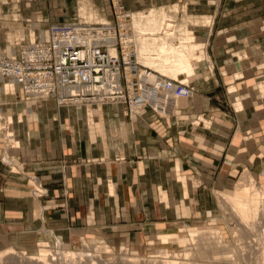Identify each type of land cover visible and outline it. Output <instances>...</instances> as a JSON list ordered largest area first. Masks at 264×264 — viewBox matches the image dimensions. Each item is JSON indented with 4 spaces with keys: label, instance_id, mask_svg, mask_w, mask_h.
I'll use <instances>...</instances> for the list:
<instances>
[{
    "label": "crops",
    "instance_id": "0c3cea01",
    "mask_svg": "<svg viewBox=\"0 0 264 264\" xmlns=\"http://www.w3.org/2000/svg\"><path fill=\"white\" fill-rule=\"evenodd\" d=\"M230 1L229 9L225 2L215 11L211 27L195 31L210 43L213 63L223 76L213 79L209 74L204 82L198 81L192 106L181 110L189 119L203 116L212 122L211 128L192 120L177 124L172 118L161 120L151 110L130 122L119 107L106 106L100 112L106 133L102 127L101 132L91 128L90 134L83 109L59 108L54 100L27 108L28 125L18 120L10 128L18 139V147L11 148L25 146L30 151L24 170L41 178L49 196L40 200L21 196L16 186L9 189L17 195L0 193V243L14 233L26 235L25 226H34L30 230L34 232L59 230L84 226L95 216L100 218H95L98 226H136L137 212L150 214L154 226H181L212 216L213 192L226 189L241 168L264 166L259 157L264 144V95L259 91L264 86V2ZM238 55L245 56L237 60ZM223 84L226 96L220 92ZM231 86L238 93H229ZM224 96L233 105L240 96L244 109L221 110L218 102ZM97 133L102 137H95ZM73 160L84 163L70 166ZM179 173L187 177L186 188ZM1 179L6 178L0 174ZM161 191L168 200L156 202ZM120 216L126 225L117 221Z\"/></svg>",
    "mask_w": 264,
    "mask_h": 264
},
{
    "label": "rangeland",
    "instance_id": "374dc122",
    "mask_svg": "<svg viewBox=\"0 0 264 264\" xmlns=\"http://www.w3.org/2000/svg\"><path fill=\"white\" fill-rule=\"evenodd\" d=\"M119 1L120 8H122L124 12L131 16V19H129L130 35L128 38L131 40L129 43L135 47L136 57L137 49L135 42H133L135 41V32L131 29L133 15L145 16L148 15L152 9H160L165 7H168L167 9H169L170 6L177 4L180 7V11L175 15V25L179 26L180 24H184V22L188 19H195L198 24L194 27L193 33L197 37L200 35V33L195 32L196 30L212 26V17L216 10H221L225 5V2L227 4L226 9H229L231 6V3H229L230 0H171V4H166L168 0ZM261 1L264 2V0H258V2ZM83 7H89V9L97 12L101 18L108 22H111L112 19L116 17L115 9L112 6V0H0V54L10 58L17 56L24 46L31 44L29 39L31 31H36L37 37L35 42H38L42 39L49 40L51 37L50 31L52 28L73 23H82L93 26L102 24L91 22L88 23L86 18L84 19V17L81 16L80 10ZM219 14L220 12L218 15ZM183 35L184 32H177L176 38L171 42L179 45L180 39H185L182 37ZM18 36H20L22 40L19 41ZM12 37H14L13 41H11ZM201 40L204 43V50L202 49L201 51L205 54L201 51H193L192 55L196 60L193 58L194 61L192 65L195 72L192 77H185V79L189 82L188 84H190V86L195 89V94L189 98L179 99L176 102L174 115L171 117H161L160 115H156L152 109L149 108L148 110H151L153 115L158 119L167 120L172 118L176 124L178 121L192 120L197 126L202 125L204 128H211L212 122L208 119L206 120L203 118V116L189 119V116L182 114L181 112L183 108L192 106L191 102H193V99L198 95V90L195 86L198 81L204 82L210 78L209 74H211V76L214 75L213 79H218L223 76L222 72L216 69L217 67L214 64L216 62L214 60L210 43L207 44L203 39ZM190 45L196 46L199 45V42ZM244 56L245 55H238L236 58L238 60ZM205 59H209V61ZM151 70L154 71V69ZM223 73L226 75L227 72L224 70ZM180 77L182 78V76ZM222 78H225L226 80L227 77ZM223 86L224 87L220 88V92L222 95L226 96L228 94V88L224 84ZM2 87L3 85L0 84V89ZM230 88H233V90ZM230 88L229 93H238L234 86H231ZM259 91L264 95V86H260ZM14 92L8 96L2 95L0 98V119H2V127L0 128V174L6 178L5 180L1 179L0 181V193L3 196L9 194L17 195V192H12L9 189L10 187L12 188L16 186L21 190V196H28L30 198L40 200L49 196V189L42 182L41 178L36 175H29L25 172L24 167L29 159L30 151L22 145V148L25 150H13L11 148L13 147L15 149L18 147V143L15 142L17 135L15 134L14 130L10 128H12V124L18 120L22 121V124L27 126V116H30V111L27 110V108L31 109L32 106L40 104L41 102L27 101L18 87L14 90ZM225 96L220 102H218L221 105V107H219L221 110L230 111L233 110L234 107L236 111H239L241 108L237 109V104L243 105L241 110L244 109L245 105L242 103L243 99L240 96L235 98L234 105L232 103L230 104ZM106 106L119 107L121 114L123 116H127L130 122L133 119H139L138 117L131 118L128 114L126 106L122 103L105 106H94L93 108L92 106L81 107L79 110L83 109L82 113L85 118L84 123H86V128L90 130V134L91 128H96L98 132H101L102 127L103 132L106 133L105 123L103 124V119L100 117V112L103 111V108ZM59 108L78 109L77 107ZM7 111H9V114L5 115L4 113H7ZM14 112L17 114L20 113L19 118L17 114L15 117H13ZM97 116H99L100 120L102 119V121L99 123ZM32 118L33 117H30V119ZM204 122H206L207 125L204 126ZM9 134L11 136H9ZM101 135L97 133L95 134V137ZM237 143H239V139L235 141V144ZM261 156L264 158V144L262 154H260L259 157ZM86 162L88 163V161ZM82 163H84L82 160H73L72 162H69V165L74 166ZM14 176L16 178L18 177V179H15ZM181 176L185 178L187 186V177L179 173V181L182 178ZM234 176L235 177L232 179V182H230V185L226 189L218 191L216 190L213 192L215 196L213 200L215 202L214 205L216 208H214V213L210 217L203 216L202 218L191 220L177 227H162L154 226L152 223V216L150 214H140L137 212L136 226L134 224H129L130 226H98V221L100 219L99 216H95L98 221H96L93 216L91 220L86 219V224L84 226H69L68 228L59 230L49 229L47 227L48 229H44L41 232H38V230L37 232L32 230V232L30 230L34 229V226H25V229L28 231L26 235L14 233L11 234L10 238L6 239L4 243H0V253L4 249H14L16 252L14 255L5 256L2 258L0 260V264H39L37 262H31L25 259L22 254H25L29 257H38L40 244H47L49 247L48 250L53 251L55 260L51 262L52 264H66L67 261H65L64 258L65 253H73L78 257L87 256L86 261L82 262L77 259L78 261L75 260V262L72 264H90L88 263V260L92 255L93 257H91V259H94L95 262L99 261L97 262L98 264H163L162 262L165 261L163 255L165 254V251L171 256L178 255V261L185 264H264L262 260V254L264 252V239L262 236L264 231V225L262 224L263 215H261L258 222H256L257 229L251 233L242 231L239 233V242H236L229 229L230 223L234 224L235 219L231 218L232 216L230 212L224 210V200L220 196L221 193H225L227 195L232 194L235 188L238 186L240 179H242L244 176L246 180H250L249 177H251L252 180H255L257 188L264 192V166H259V168H255L254 170L250 169V171L247 168H241L240 171ZM8 178L10 180H16L17 183H11ZM196 184H198V182L194 180V185L196 186ZM65 187L63 188L64 196L65 198H68V193ZM111 188H113V186H111ZM160 193L161 197H159L156 202L168 200V196L165 192L161 191ZM152 201L153 200H151V202ZM136 210L139 211L137 206ZM117 221L121 222L123 225H126V218L124 216L118 217ZM115 227L122 228V230L116 231ZM196 230H216L220 235V241L223 242L225 247V249H222V253L218 256H213L210 253L209 257L203 261L198 260L191 253L192 257L190 256L189 260L188 258L185 260V254L187 253V250H192L193 247L192 252L194 253V249L195 251L197 249L196 245L192 246V244L188 243L190 237L188 232H195ZM165 235H178L181 239L186 238V244L189 247L185 246L186 244L182 246L179 244L180 246H178V239H170L168 244H164L159 238ZM59 242L61 243L60 245ZM98 247H106L108 250H102ZM154 261L156 263H154Z\"/></svg>",
    "mask_w": 264,
    "mask_h": 264
},
{
    "label": "built area",
    "instance_id": "2783aa9c",
    "mask_svg": "<svg viewBox=\"0 0 264 264\" xmlns=\"http://www.w3.org/2000/svg\"><path fill=\"white\" fill-rule=\"evenodd\" d=\"M112 6L116 17L109 24L52 28L50 40L26 45L15 57L0 55V79H17L26 100H54L58 106L118 102L127 106L130 117L134 109L136 116L149 108L156 115L163 114L161 103L171 97L159 91L160 82L175 98L194 95L190 84L156 75L160 82L155 88L145 75L138 76L135 55H128L123 45L131 17L120 8L119 0H112ZM109 38L116 41V56L110 54ZM151 73L146 71L147 76Z\"/></svg>",
    "mask_w": 264,
    "mask_h": 264
},
{
    "label": "bare ground",
    "instance_id": "6f19581e",
    "mask_svg": "<svg viewBox=\"0 0 264 264\" xmlns=\"http://www.w3.org/2000/svg\"><path fill=\"white\" fill-rule=\"evenodd\" d=\"M167 8L165 7V8H160V9H152L150 10L149 14L145 16L144 15H133L132 16V26H131V29L135 32V35H134L135 41L133 42H135L136 49H137V57L135 56L136 58L135 60L139 67L138 76L145 75L148 79V83L152 87L156 88L160 84L159 86L161 87L159 88L157 87L159 91L161 93H164L166 95V98L167 96L171 97V98H167L168 102L164 101V104L161 103V105L164 106L165 108V111L163 112L161 117L162 116L171 117L172 115H174L176 102L179 99H185V98H175L172 93L165 91L163 88L165 86L160 82V80H158L156 75L162 76V78H166V79L171 78V80L181 81L182 83L184 82L183 84H188L189 82L185 79V77L190 78L194 75V72H195L192 63L196 59L194 58L192 53L193 51H201L204 47V43L202 42V40L196 37L193 33L194 27L197 26L198 22H196L195 19H188L184 22V24L182 25L180 24L179 26L178 25L176 26L175 25L176 23L175 15L179 13L180 7L177 4H175L173 6H170L169 9ZM80 12H81V16L84 17V19L86 18L88 23L90 22L97 23V24L102 23L101 25L109 24L108 21L101 18L97 14V12H95L92 9H89V7H83L80 10ZM125 29L127 30L126 32L127 38L123 39L124 41L123 45L126 48L128 55L130 56L131 54L135 55V47L132 46L131 43H129V41L131 40L128 38V36L130 35L129 23H127V26ZM177 32H184V35L182 37L185 38V39H182V38L180 39L179 45H176L175 43L171 42L176 38ZM36 37H37L36 31H31L30 36H29L31 44L36 43L35 42ZM13 38L14 37H12L11 41H13ZM18 39L19 41L22 40L20 36H18ZM50 39L51 37L49 38V40ZM112 39L113 38L107 39V44L108 46H110V54L112 56H116L118 54V50L115 45L116 41ZM41 41L46 42L48 40L42 39ZM198 42H199V45H196V46L190 45V44H194ZM205 60L209 61V59H205ZM150 68L154 69V71L151 70ZM147 70H151V72L153 73L147 76L146 74ZM155 71L160 73L161 75L156 73ZM180 76H182V78ZM128 77L131 80L133 79L131 78L132 76L130 75H128ZM0 84L3 85V87L0 89V98L2 95L4 96L10 95L12 92H14V90L17 87L20 89V91L24 95V92L21 90L18 84V80L15 79L14 77H11L8 80L0 79ZM230 89L233 90V88H230ZM27 101H31V100H27ZM33 101H37V100H33ZM113 104H119V103L113 102L110 104H105L103 102H99L97 104L89 103V104L81 105V106L79 105H75V106L60 105L59 107H77L79 109L81 107H87V106L94 107V106H105V105H113ZM168 105H169V108L167 107ZM242 107L243 105L237 104V109H240V108L242 109ZM134 110L135 111L131 115V118L133 117L139 118L140 115L136 116V109ZM204 123H205L204 126L207 125L206 122ZM1 127H2V119H0V128ZM9 136L11 135L9 134ZM177 170H180L179 164H177ZM249 178L250 180H246L244 176L242 179H240L238 186L235 188L232 194L227 195L225 193H221L220 195L221 198L224 200V204H223L224 210L230 212L232 216L231 218L235 219L234 224H231L229 221L230 223L229 229L231 231L232 237L235 239L236 242H239V239H240L239 233H241L242 231L251 233L257 229L256 222H258L261 215H263L262 224L264 225V192H262L261 190L257 188L255 180H252L251 177ZM180 182L186 188L185 178L182 177L180 179ZM185 195L188 196L187 191L185 192ZM227 222H228V219H227ZM188 233L190 236V237L188 236L189 237L188 243L192 244V246L196 245L197 249L196 251L194 249V253L192 252L193 247H192V250L191 249L187 250L186 251L187 253L185 254V260L186 258H188L189 260V257L190 256L192 257L193 255L198 260L203 261L209 257L210 253L213 256H218L219 254L222 253V249H225L223 242L220 241V237H219L220 235L218 234L216 230H209V231L196 230L195 232H188ZM262 236L264 239V231H263ZM159 239L162 240L164 244H168L170 239H178L179 240L178 246L185 245L187 242L186 238L181 239L179 238L178 235H165V236L160 237ZM60 244L61 243L59 242V245ZM185 246L189 247L187 244ZM39 247H40V251H39L38 257H29L25 254H22V256L31 262H37L39 264L40 263L41 264H52L51 262L55 260L53 251L48 250L49 247L47 246V244H40ZM98 248L102 250H108V248L106 247L105 248L98 247ZM14 254H16L14 249H10V250L4 249L0 253V260L4 258L5 256L14 255ZM163 255L165 259V261L162 262L163 264H185V263L178 261L179 260L178 255L171 256L166 251H165V254ZM91 257H93V255L89 257L88 263L98 264L97 262L99 261L95 262V260L91 259ZM64 258H65V261H67V263L65 262L66 264L68 263L72 264L77 259H79L82 262L87 260L86 259L87 256L78 257L76 254H73V253H65ZM262 260L264 263V252L262 254ZM154 263L156 262L154 261Z\"/></svg>",
    "mask_w": 264,
    "mask_h": 264
}]
</instances>
